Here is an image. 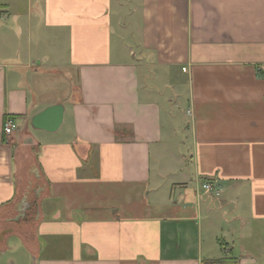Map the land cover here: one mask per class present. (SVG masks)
Returning <instances> with one entry per match:
<instances>
[{
	"label": "crops",
	"instance_id": "crops-1",
	"mask_svg": "<svg viewBox=\"0 0 264 264\" xmlns=\"http://www.w3.org/2000/svg\"><path fill=\"white\" fill-rule=\"evenodd\" d=\"M215 262L264 264V0H0V264Z\"/></svg>",
	"mask_w": 264,
	"mask_h": 264
},
{
	"label": "water",
	"instance_id": "water-1",
	"mask_svg": "<svg viewBox=\"0 0 264 264\" xmlns=\"http://www.w3.org/2000/svg\"><path fill=\"white\" fill-rule=\"evenodd\" d=\"M62 120L63 107L53 105L36 114L31 120V125L37 130L55 132L61 125Z\"/></svg>",
	"mask_w": 264,
	"mask_h": 264
},
{
	"label": "built area",
	"instance_id": "built-area-1",
	"mask_svg": "<svg viewBox=\"0 0 264 264\" xmlns=\"http://www.w3.org/2000/svg\"><path fill=\"white\" fill-rule=\"evenodd\" d=\"M17 124L11 118H6L3 123V132L5 135H11L17 130ZM221 190L218 189L211 181L204 182L199 188V195H210L213 197L220 196Z\"/></svg>",
	"mask_w": 264,
	"mask_h": 264
},
{
	"label": "rangeland",
	"instance_id": "rangeland-1",
	"mask_svg": "<svg viewBox=\"0 0 264 264\" xmlns=\"http://www.w3.org/2000/svg\"><path fill=\"white\" fill-rule=\"evenodd\" d=\"M36 68L39 69V67L36 65ZM63 73L59 72V71H53L52 72V76L54 78H59ZM65 77H66V74H65ZM74 77V76H73ZM75 78V77H74ZM73 84H74V79H72V77H70V79H67L65 78V101L66 99L68 98V96L71 95L72 92V87H73ZM72 86V87H71ZM75 98V96L73 97V99ZM184 108V107H183ZM177 112V111H176Z\"/></svg>",
	"mask_w": 264,
	"mask_h": 264
},
{
	"label": "trees",
	"instance_id": "trees-1",
	"mask_svg": "<svg viewBox=\"0 0 264 264\" xmlns=\"http://www.w3.org/2000/svg\"><path fill=\"white\" fill-rule=\"evenodd\" d=\"M204 264H235L234 262H215V263H204Z\"/></svg>",
	"mask_w": 264,
	"mask_h": 264
}]
</instances>
